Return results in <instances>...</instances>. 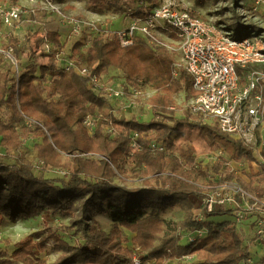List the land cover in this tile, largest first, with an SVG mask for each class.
<instances>
[{"label": "trees", "instance_id": "trees-1", "mask_svg": "<svg viewBox=\"0 0 264 264\" xmlns=\"http://www.w3.org/2000/svg\"><path fill=\"white\" fill-rule=\"evenodd\" d=\"M80 1L95 13L111 9L129 14L122 7L124 0ZM151 1L144 0L149 5ZM238 5L237 0H232L230 24L242 25L246 30L257 29L252 24L243 25L236 12ZM133 9L135 15L146 11L145 8ZM144 40L139 35L131 46L121 47L115 35L111 39L102 35L90 38L82 33L77 40L80 47L70 61L101 77L112 67L119 70L126 81L124 89L132 87L142 92L150 85L155 94L148 104L160 120L115 117L101 91H92L85 77L57 64L53 51L64 47L57 30L44 32L43 41L52 46L45 54L46 63L29 64L17 77L1 67L0 55V147L3 149L0 153V213L27 217L41 209L51 213L58 210L61 215L70 217V227L78 223L82 239L71 244L54 232L38 239L28 235L11 253L0 248V264H129L130 252L122 246L128 239L127 233L121 227L133 233L132 243L145 252L143 264L146 260H151L150 264H168L169 260L186 255L195 256L196 262L190 264H244L252 257L231 220L210 218L214 214L231 213V210L204 211L202 219L193 214L190 195L200 192L197 178L204 169L198 165L194 146L190 142L175 143V139L186 128H196L207 145H219L229 155L228 159L219 157L211 166L212 173L219 175L216 182L234 179L243 191L263 200L264 166L261 165L259 171L250 170L245 181L226 164L243 158L253 161L249 145L231 138L217 124L196 123L186 107L184 110L189 114L184 111L181 118H174L178 106L172 95L183 91L192 96L195 92L192 78L184 70L174 78L173 56L164 46L151 45ZM18 43L17 39L10 38L3 47L15 52ZM242 71L244 69L237 68L239 76ZM4 112H7L5 117ZM86 115L97 116L98 127L93 137L82 130ZM108 123L117 128L112 136L103 129ZM129 131L137 133L135 140L139 149L133 150L130 146ZM30 136L41 138L33 144L34 158L43 167L65 170L66 179L45 178L33 173V159L21 152L23 141ZM150 142L164 149L151 148ZM4 159L12 162H4ZM118 174L139 178L143 185L128 186L120 178L115 182ZM240 199L237 195L236 200L240 202ZM100 203H105L107 211L112 213L109 231L101 228L91 214ZM175 206L185 213L181 220L168 221L159 215ZM189 231L204 232V235L195 234L193 240L181 242V233ZM48 238L53 239L58 252L51 262L34 252L46 251ZM259 263L264 264V255Z\"/></svg>", "mask_w": 264, "mask_h": 264}, {"label": "built area", "instance_id": "built-area-1", "mask_svg": "<svg viewBox=\"0 0 264 264\" xmlns=\"http://www.w3.org/2000/svg\"><path fill=\"white\" fill-rule=\"evenodd\" d=\"M44 1L48 0H18L15 3L1 0L0 22L8 26L22 22L39 3L46 4ZM49 5L55 7L52 3ZM248 5L254 14L264 9V0H250ZM133 8H145L146 11L135 15L134 9L129 8V24L113 34L119 44L122 47L130 46L140 35L151 45H162L169 51H180V58L173 62L171 73L177 78L180 71L184 70L192 78L195 92L189 97L185 107L193 116V120L203 125L217 124L219 129L231 138L242 140L249 145L253 158L254 153L262 156L261 165H264V26L261 27L255 22L252 24L257 28L254 34L251 33L254 29L248 28L244 35L239 36L229 27L197 16L175 0H163L159 5H149L144 0H137ZM63 20L75 33L79 32L83 24L82 20L76 18L64 16ZM249 24L243 23L244 26ZM44 49L49 52L52 46L45 41ZM53 52L56 59L62 58L59 51ZM0 55L2 59H8L9 68L17 77L20 70L17 59L12 56L13 49L2 46ZM59 66L65 70L71 68L76 74L85 77L87 87L94 92L101 91L108 101L113 97L119 99L123 94L121 90L103 84L101 76L93 74L85 67L80 68L71 61H60ZM237 68L244 69L241 76L238 75ZM81 126L87 136L93 137L98 127L97 116L86 115ZM103 129L112 136L117 128L108 123L103 125ZM128 135L132 149H139L135 140L137 133L129 131ZM150 147L164 149L154 142H150ZM63 173L66 171L63 170ZM212 176L214 179L219 178L218 174L213 173ZM197 185L201 190L198 194L190 195L193 204L202 208V211L221 208L231 210L234 226H239L244 219L250 218L251 209L262 210L261 216L251 221L250 228L255 240L264 241L263 199L243 191L234 179L214 185ZM237 195L245 200L242 206L235 201ZM186 237L189 241L193 240L194 232H187ZM184 259H188V255L184 256ZM132 262L143 264L137 255L132 257ZM247 263H251L250 258L244 264ZM145 264L149 262L145 261Z\"/></svg>", "mask_w": 264, "mask_h": 264}, {"label": "rangeland", "instance_id": "rangeland-1", "mask_svg": "<svg viewBox=\"0 0 264 264\" xmlns=\"http://www.w3.org/2000/svg\"><path fill=\"white\" fill-rule=\"evenodd\" d=\"M175 1L180 4L184 3V6L195 12L197 16L203 19L229 27L232 32L244 35L247 31L245 28H242V25L230 24V7L232 6V0ZM162 2L163 0H153L150 3L159 5ZM237 2L239 5L236 7V12L241 16V20L244 24L245 22L250 24L258 22L259 26H264V9L253 14V11L248 5V3L250 4V0H237ZM44 3L46 4L39 3L34 11L30 13V15L23 19L22 22H18L13 26H8L0 22V47L2 48V46H5L7 42H9L10 38H15L19 42L16 45L17 51L13 52L12 56L17 59L20 72H22L29 64L46 63L47 57L45 54L47 52L44 49L43 37L44 32L47 30H57L60 34L61 41L64 43V47L61 50H55L62 54V58L57 59V64H60V61H70L71 56L75 54L78 47H80L78 46L77 40L82 33L89 35L90 38L94 35H102L108 36V38L111 39L114 38L113 34L117 30H121L125 27V25L129 24L131 17L124 15L122 12H116L111 9L105 10L103 13H95L88 8V5L84 1L80 0H61L58 2L48 0L47 2L44 1ZM49 3L54 4L55 7L53 8V5L50 6ZM134 5L135 1L124 0L122 7H125L126 10H129V8L133 9ZM64 16L83 21L78 33H75L63 20ZM254 32H256V30L252 31L251 33L254 34ZM249 36L251 35L249 34ZM144 41L148 43L146 39ZM166 51L173 56V61L180 58V51L177 49L174 51H169L166 49ZM3 59L4 62L1 64V67L4 70H10V66L7 63L8 59L4 57ZM102 80L103 84L108 85L115 90L119 89L123 93L119 99L117 97H113L109 100L115 117L120 119H129L131 117H135L139 121H147L151 118L158 120L161 119V117L154 116L152 109L148 104V100L152 95L155 94V90H153L150 85H147L142 92L136 91L132 87L124 89L126 86V81L123 78L121 72L113 67L110 68L106 74L102 75ZM187 96H190L188 92L181 91L178 93H173L172 99L178 106V108L174 111V118H181L183 116V112L185 111L184 108L189 99ZM6 114L7 112H4L3 117H5ZM187 114L189 113L187 112ZM189 117L193 119V116L190 114ZM165 121L166 123L171 124V121ZM82 130L86 134L83 128ZM40 141L41 138L37 136H30L23 141V145L21 147V152L33 159V173L36 176H43L45 178L66 179L67 174L63 173V169L43 167L41 162L34 158L33 144ZM183 142H190L194 146L196 151L195 157L198 165L200 164L204 169L202 171L204 174L202 173V175H200V172L197 178V183L203 185L216 184L217 179H214L212 176L213 170L211 169V166L213 162L219 157L228 159V153L225 152L219 145H207L199 136L198 130L196 128H186L184 131L178 134L177 138L175 139V143ZM0 153H3V149L1 147ZM3 161L12 162L11 159H4ZM261 161L262 156L256 155V153H254L253 162H248L247 160L242 159L236 163H227L226 165L229 166L230 170L233 172L246 177V173L250 170L259 171L261 169ZM118 178L125 180L128 186L143 185L141 179L139 178L123 177V175L118 174L115 178V182H119ZM235 201L239 204V206H242L244 204L243 201L245 200L240 199L239 202L235 198ZM196 208L197 209H195L193 214H196L195 217L197 218L199 217L198 215H203L205 210L202 211V208ZM260 211L262 210L254 208L250 210V213L254 215L253 217H260ZM91 214L100 222L101 228H103L105 231H109L112 225V213L107 211L105 203L98 204L92 210ZM159 215L165 220L177 222L184 218L185 213L179 207L175 206L171 209H167L164 212H160ZM210 218L216 219L217 221L232 220V223L235 224L233 222L234 216L230 212L214 214L210 216ZM70 222V217L61 215L58 210L51 213L46 209H41L36 214L27 217H10L7 214L0 213V248L5 250L7 253H11L15 249L16 244L24 237L31 235L33 236V239H38L41 238V236L45 237L50 232L59 234L62 239L68 241L71 244L75 241H82L81 231L77 227L78 223H74L73 226L70 227ZM240 224L241 225L239 226L238 224L236 225L240 230L238 235L242 239L243 244L253 245V232L251 228L247 227L252 226V224L250 225L249 218L244 219ZM121 230L127 233L128 239L122 243V246L130 252L128 257L129 264H133L132 257L134 255L139 256L142 260L145 252L141 250L139 246H136L132 243L131 237L133 236V233L128 232L122 227ZM36 232H39L38 235H36ZM186 234L187 232L181 233V242H185V240L189 241V239L186 237ZM195 234L204 235V232L194 233V235ZM54 245L53 239L48 238L46 251L38 253L35 250L34 252L47 262H51L58 256V252L55 250ZM260 253L262 252H251L252 257H250V259L251 261L253 260V264L259 263L256 262L255 258L259 257ZM146 261H148L149 264L151 263V260ZM178 262H186L190 264L196 262V259L193 255H188V259L186 260L184 259V256L181 258L175 257L169 260L168 264H177Z\"/></svg>", "mask_w": 264, "mask_h": 264}, {"label": "crops", "instance_id": "crops-1", "mask_svg": "<svg viewBox=\"0 0 264 264\" xmlns=\"http://www.w3.org/2000/svg\"><path fill=\"white\" fill-rule=\"evenodd\" d=\"M182 5L184 6V3H182ZM186 7V6H185ZM126 26V25H125ZM244 159V158H243ZM242 160V159H241ZM232 163H236V161H234V160H232L231 161V164ZM264 166V165H263ZM234 173H236V172H234ZM248 173V172H247ZM246 173V174H247ZM237 174V173H236ZM238 176H240L242 179H244L245 181H248V177H247V179H246V177H243V176H241V175H239V174H237ZM197 206L196 205H194V209H193V212L195 211V209H197L196 208ZM198 214V213H197ZM231 214H232V211H231ZM196 215V214H195ZM199 217H197L198 219H202L203 218V215H198ZM254 215H252L250 218H249V222H250V225H251V221L252 220H254V218L256 217H253ZM211 219H213V218H211ZM214 220H216V219H214ZM232 221V220H231ZM245 225H247V224H245ZM248 228H250L249 226H247ZM236 230H237V232H240V230L238 229V227H236ZM248 246V248H249V250H250V252H254L255 251V253L257 252V251H261L262 253H260L259 254V257H257V258H255L256 259V262H259V259H260V257L261 256H263L264 255V241L263 242H259L258 240H253V245H247ZM253 246V247H252ZM254 248V249H253ZM252 256V255H251ZM253 262V260L251 261V264H253L252 263ZM257 264H260V263H257Z\"/></svg>", "mask_w": 264, "mask_h": 264}, {"label": "bare ground", "instance_id": "bare-ground-1", "mask_svg": "<svg viewBox=\"0 0 264 264\" xmlns=\"http://www.w3.org/2000/svg\"><path fill=\"white\" fill-rule=\"evenodd\" d=\"M246 27H248V26H246Z\"/></svg>", "mask_w": 264, "mask_h": 264}]
</instances>
